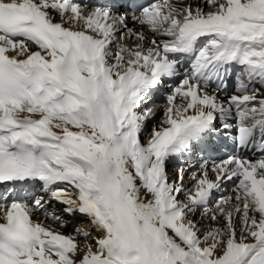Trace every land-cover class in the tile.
Returning a JSON list of instances; mask_svg holds the SVG:
<instances>
[{
	"label": "snow or ice",
	"instance_id": "snow-or-ice-1",
	"mask_svg": "<svg viewBox=\"0 0 264 264\" xmlns=\"http://www.w3.org/2000/svg\"><path fill=\"white\" fill-rule=\"evenodd\" d=\"M175 77L142 142L141 105ZM257 136L261 157L240 156ZM228 141L191 188L182 165L170 182V160ZM0 189V264H264V0H0ZM53 201L88 218L82 241L33 220L64 227ZM200 208L223 223L202 232Z\"/></svg>",
	"mask_w": 264,
	"mask_h": 264
},
{
	"label": "bare ground",
	"instance_id": "bare-ground-1",
	"mask_svg": "<svg viewBox=\"0 0 264 264\" xmlns=\"http://www.w3.org/2000/svg\"><path fill=\"white\" fill-rule=\"evenodd\" d=\"M96 1L97 0H84L85 3H91V2H96ZM153 2H159V0H155ZM171 2L174 4H178V5L179 4H185V3L196 4L197 2H199V0H171ZM205 10L207 11L209 9L207 7H205ZM129 17H131V12H129ZM128 27L136 28V30H138V31H144V29H142L139 25L134 24L133 21L131 20V18H129V20H128ZM146 34L149 36V38H151L152 34L150 32H146ZM202 42H204V38H201V41L198 42V45H200ZM121 43H128V44L134 45L136 43V41L135 40H125V41H122ZM32 50H35V48H33ZM112 50H113V52L116 50L115 46H113ZM184 65H185V68L182 66H179L181 75H183V73L186 69L190 71V65L191 64H184ZM232 70L235 72L237 71V75L235 77V84H234V87H235L236 82H237V77H240V78L242 77V78L246 79V76L243 75V73H242L243 71L240 73L241 68L239 66L233 67ZM178 80H179V77H175L172 79H166L164 86L157 88V90L153 94H150L145 99L144 103L141 105V107L145 106V107H152L155 109V116L150 120V123L152 122L151 123L152 127L154 125H159L161 122V119L163 118L161 116H162L163 111H164V105L166 104L165 96L167 94V86L177 83ZM228 83H229V81H228ZM258 86L259 85H257V87ZM214 87L215 86H211L209 88V91H211L212 88H214ZM227 94H235V89L232 92H227ZM220 95H221V98H224L225 93L221 92ZM143 109H144V107L141 108L140 111H143ZM233 119H234V117H233ZM259 141H260V138H259V136H257L256 141H254L252 143V145H255L256 147H258L260 145ZM230 143H231V141H228L226 147L222 148L219 151H214L216 154L214 159L218 160L224 154L228 153ZM207 152H208V150H206L204 152H194L191 154H184L183 156H181L179 158H173L172 160L169 161L167 166L175 165L178 168L182 165L185 167V174H184V181H183V187L185 189H189L190 187H192V185H193L192 174L194 172L195 173L200 172L202 164H204L206 162L208 164L209 168L211 167V163L214 159L208 158L207 156H205L207 154ZM261 155H262L261 151H259L258 149H255L254 146H251V148L249 150V154H248V156H246V158L249 160H256V159L260 158ZM171 173H173V172L170 171L171 181H174V174H176V172H174V174H171ZM187 176H188V178L186 179ZM235 184H236L235 180L225 181L219 190H216L213 192V195H212V198L210 201L212 203V201L215 199V197H218L216 204L214 203L213 204L214 206L211 204H208L207 207L209 209L214 210L216 208V205L219 202L220 198L233 196L235 194L234 193ZM45 199L47 200L46 195H45ZM45 207H46V210L49 214L55 213L57 216L61 217V219H65L64 221L67 223L71 219H76V218H81V219L83 218V221L88 219L86 216H83L79 213H76L74 215L69 216L67 213H65L63 211L64 205L58 204L55 201H53L51 204H46ZM203 211H202V213H203ZM202 213H201V215L203 216ZM195 214H196V212H195ZM192 218H194V217H192ZM50 219H52L50 215L48 217H45V215L43 214V210H38V211L34 212V214H33V220L35 222H42L45 226L50 227L54 230L63 232L64 234L68 235V233H65L64 230L58 226V224L51 223L52 221H50ZM0 222H2V221H0ZM217 223H219L221 225L223 223L222 218L220 220H218L216 222V224ZM216 224H215V226H216ZM67 225L69 226V224H67ZM80 226L83 227L82 230H87V227H88V229L91 228L90 223H88V225L84 226V223H82V221L80 222ZM206 226L215 227V226H211V225L209 226L207 224H206ZM200 230L202 232L205 231L203 228H200ZM76 239L78 241H82V237L80 235H78V237Z\"/></svg>",
	"mask_w": 264,
	"mask_h": 264
},
{
	"label": "rangeland",
	"instance_id": "rangeland-1",
	"mask_svg": "<svg viewBox=\"0 0 264 264\" xmlns=\"http://www.w3.org/2000/svg\"><path fill=\"white\" fill-rule=\"evenodd\" d=\"M242 71H243V70L241 69V70H240V73H241ZM242 73H243V72H242ZM238 75H239V74H238ZM239 78H240V77H239ZM237 79H238V77H237ZM234 89H235V87L232 86V88L230 89V92L233 91ZM161 117H163V114H162ZM161 117H160V118H161ZM162 119H163V118H162ZM162 119H161V120H162ZM151 123H152V122H151ZM151 123H150V120L146 123L145 131L141 134L142 142H146V140H147V138H148V134L151 132V129H152V124H151ZM167 168H168V174H169V178H170V182H171L170 171L173 172V173H171V174H174V172H176L175 170H176L177 167L174 165V166H167ZM187 178H188V176L186 177V179H187ZM175 179H176V174H174V181H175ZM190 188H191V187H190ZM180 198L183 199L184 197L181 196ZM217 200H218V197H216V198L212 201L211 205H213L214 203L216 204ZM213 206H214V205H213ZM203 210H204L203 208L198 209V210L196 211V214L191 215L190 217H191V218L194 217V218H192V219H194L197 223L199 222V223H198L199 227H200V228H203L204 230H206V229L209 228L208 226H206V224L209 225V226H210V225H211V226H215L216 222L213 223V222L211 221L210 216H204V215L202 216L201 213H202ZM212 210H213V209H212ZM203 213H204V211H203ZM203 213H202V214H203ZM201 216H202V217H201ZM86 219H87V218H86ZM62 220L64 221L65 219H62ZM50 221H52L51 223L58 224V226H59L61 229H63L65 233L72 234V235H76V238L78 237V235L76 234L75 230H76V229H83V227L80 226V222L82 221V223H84V226H86V225H88V223H90L88 219L83 221V218H82V219H81V218H76V219H71L70 221H68V223H67V222L65 223V226H64V227H61L60 224H59L58 222L54 221L53 219H50ZM208 223H209V224H208ZM67 224H69V226H68ZM218 226H220L219 223H217L215 227H218ZM87 230H88V227H87ZM82 239H83V238H82Z\"/></svg>",
	"mask_w": 264,
	"mask_h": 264
}]
</instances>
